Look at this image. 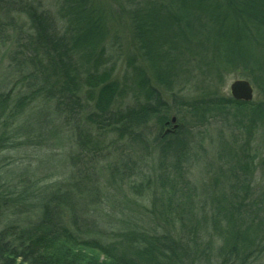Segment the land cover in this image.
<instances>
[{
	"label": "trees",
	"instance_id": "16d2710c",
	"mask_svg": "<svg viewBox=\"0 0 264 264\" xmlns=\"http://www.w3.org/2000/svg\"><path fill=\"white\" fill-rule=\"evenodd\" d=\"M7 2L5 14L11 17L17 9L31 29L16 31L18 43L9 57L13 86L0 92V153L57 119L79 152L71 158L77 165L69 183L73 189L44 198L35 224L0 228V264H251L259 259L264 191L254 194L256 154L248 145L257 129L264 133V0H116V8L100 0H62L59 20L32 3ZM123 12L141 62L133 59L131 65L134 103L120 108L117 101L129 95L121 92L106 62L115 15ZM6 22L0 20V52L5 30L18 29L14 21ZM229 75L248 79L261 98L222 94ZM189 90L198 93L183 94ZM168 92L172 106L163 95ZM171 114L179 126L166 134ZM216 119L242 135L232 132L231 142L220 139L218 169L199 192L188 176L192 131ZM152 124L158 130L157 165L143 172L125 160L111 167L109 179L110 184L127 180L134 196L150 198L154 223L135 222L99 235L82 230L75 194L88 200L101 190L91 169L113 156L119 142L152 155L143 144L144 128ZM25 197V191L9 199L0 192V207Z\"/></svg>",
	"mask_w": 264,
	"mask_h": 264
},
{
	"label": "rangeland",
	"instance_id": "374dc122",
	"mask_svg": "<svg viewBox=\"0 0 264 264\" xmlns=\"http://www.w3.org/2000/svg\"><path fill=\"white\" fill-rule=\"evenodd\" d=\"M15 1L18 0H7ZM6 0H0V20L14 21L18 29L9 26L5 30L7 41L0 52V92H7L13 86V80L10 68L9 57L18 43L19 28L29 31L30 22L24 17H18L16 9L11 12V17L5 14L6 5L11 4ZM34 4L39 10H47L50 14L59 20L58 9L62 0H22L23 2ZM112 8H116V0H100ZM2 6V7H1ZM17 7V6H16ZM13 10V9H12ZM117 11V10H116ZM115 11V12H116ZM114 12V13H115ZM113 32L107 46L106 66L112 71V77L115 79L122 93L129 95L128 98H121L117 101L120 108L127 107L134 103L131 87L133 86V59L136 65L141 60L135 57V50L131 42L129 32V19L126 13L120 16L115 15ZM242 77L238 75H229L226 78L222 94L232 96L231 83ZM191 95L198 93L195 90L184 91L183 94ZM170 106L173 104L172 94H163ZM261 95L254 87V98L258 100ZM171 109V108H170ZM173 110H171L172 112ZM173 114H171L172 116ZM82 117L85 118V115ZM82 118V120H84ZM171 125L170 128H172ZM67 126L60 120H55L49 125H45L40 131L31 132V135L21 136L7 149L0 153V192L6 198H16L25 191V200L7 202V208H1L0 228L8 225L20 227H29L38 220L39 204L45 201L44 198L50 197L57 191L65 192L73 189L69 183L72 181V173L77 170V165H71L72 155L79 152L78 147L71 141V135ZM164 130V127H163ZM235 130V131H234ZM232 129L220 119L210 121L204 127L196 128L192 131L191 157L189 159V178L199 187L201 192L205 184L211 183L213 171L218 169L219 165V144L220 139L225 138L231 142L232 132L242 133ZM171 131V133H174ZM143 144L153 154L144 156V153L135 146L125 145L119 142L117 150L114 148L113 156L109 155L99 162L100 166L91 169L93 175L97 173L101 184L100 194L88 200L83 198L79 191L75 194L77 214L79 215L78 224L82 230H96L99 235L104 230H118L123 225L147 222L154 223L152 212V203L150 198L134 196L129 190L128 181H117L110 184V169L114 164L121 166L123 161L129 160V164H137L139 168L148 171L157 165L158 154L155 148L158 135L157 128L152 124L149 128H144ZM243 141L241 138L240 143ZM234 146V144H232ZM239 145H235L236 147ZM227 147L226 145H224ZM250 151L256 154L253 163V179H251L254 194L258 195L264 191V133L256 130L252 139L249 141ZM239 148V147H238ZM123 149V150H121ZM121 150V151H120ZM128 164V163H127ZM76 166V167H75ZM130 166V165H128ZM134 166V165H133ZM150 168V169H149ZM126 167H124V170ZM95 173V174H94ZM97 191V190H96ZM85 193V192H84ZM102 201V202H100ZM201 205V203H200ZM211 206H206L209 210ZM101 231V232H100ZM111 232V231H110ZM251 264H264V254Z\"/></svg>",
	"mask_w": 264,
	"mask_h": 264
},
{
	"label": "water",
	"instance_id": "95a60500",
	"mask_svg": "<svg viewBox=\"0 0 264 264\" xmlns=\"http://www.w3.org/2000/svg\"><path fill=\"white\" fill-rule=\"evenodd\" d=\"M232 96L237 100L251 101L254 98V86L248 79L240 78L234 80L230 85ZM172 123V128L166 129L165 133H169L178 128L177 116H172L166 124Z\"/></svg>",
	"mask_w": 264,
	"mask_h": 264
},
{
	"label": "flooded vegetation",
	"instance_id": "af4514ba",
	"mask_svg": "<svg viewBox=\"0 0 264 264\" xmlns=\"http://www.w3.org/2000/svg\"><path fill=\"white\" fill-rule=\"evenodd\" d=\"M171 125H172V124H166V123H165V125H164V131H165L166 129L170 128Z\"/></svg>",
	"mask_w": 264,
	"mask_h": 264
}]
</instances>
